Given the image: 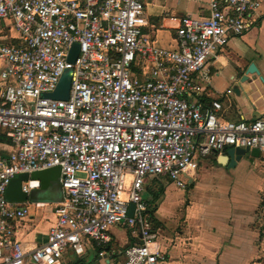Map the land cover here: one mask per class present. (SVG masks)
Returning <instances> with one entry per match:
<instances>
[{"label":"built area","instance_id":"obj_1","mask_svg":"<svg viewBox=\"0 0 264 264\" xmlns=\"http://www.w3.org/2000/svg\"><path fill=\"white\" fill-rule=\"evenodd\" d=\"M262 3L208 0L204 17L169 16L177 48L166 49L144 32L151 24L143 0H0V19L12 22L19 40L0 43V141L8 148L0 149V264H59L66 250L81 255L88 242L106 245L113 225L139 239L124 249L123 264L163 262L142 197L147 178L188 190L199 157L229 147L264 154V113L229 121L220 102L203 110L193 99L201 91L193 75L251 30ZM73 43L79 52L70 63ZM65 69L68 98L44 97ZM55 166V223L25 250L18 224L30 204L49 203L8 200L6 188L20 174ZM38 188L37 180L21 183L27 195Z\"/></svg>","mask_w":264,"mask_h":264},{"label":"crops","instance_id":"obj_2","mask_svg":"<svg viewBox=\"0 0 264 264\" xmlns=\"http://www.w3.org/2000/svg\"><path fill=\"white\" fill-rule=\"evenodd\" d=\"M143 2L151 24L144 32L166 49L177 48V24L169 16L200 18L208 13V0ZM0 43H19L8 19H0ZM250 64L258 74H248L241 82ZM3 66L0 61V71ZM193 78L201 87L193 99L203 110L218 101L225 120H250L264 113V0L251 30L232 37L210 59L205 72ZM1 142L0 149H8ZM221 155L198 156V176L188 190L162 176L145 181L142 197L151 214L156 245L165 256L158 264H264V154L257 158L247 154L234 167H228L227 160L219 163ZM48 203L30 204L27 218L17 226L16 237L25 250L44 242L55 223L53 205ZM108 234L110 241L103 247L88 242L81 255L63 253L59 264H123L124 249L139 239L121 225L111 226Z\"/></svg>","mask_w":264,"mask_h":264},{"label":"water","instance_id":"obj_3","mask_svg":"<svg viewBox=\"0 0 264 264\" xmlns=\"http://www.w3.org/2000/svg\"><path fill=\"white\" fill-rule=\"evenodd\" d=\"M79 45L73 43L67 61L73 63L78 55ZM248 74H258V70L254 64H250L247 73L241 78V82H245ZM71 83V69H65L61 75L56 88L53 92L44 95L55 100H66ZM249 154L252 157L257 158L259 152L256 149L248 148H236L229 147L218 159V162L223 164L227 160L228 167H234L241 157ZM26 180H37L39 181V188L32 190L30 194H26L21 190V183ZM5 196L11 201H48L58 202L61 199V184H60V168L58 166L51 167L44 170L34 171L30 174H20L10 181L8 184ZM133 212V204L129 205L128 215L131 216Z\"/></svg>","mask_w":264,"mask_h":264},{"label":"trees","instance_id":"obj_4","mask_svg":"<svg viewBox=\"0 0 264 264\" xmlns=\"http://www.w3.org/2000/svg\"><path fill=\"white\" fill-rule=\"evenodd\" d=\"M0 140H4V137L3 136H0Z\"/></svg>","mask_w":264,"mask_h":264},{"label":"rangeland","instance_id":"obj_5","mask_svg":"<svg viewBox=\"0 0 264 264\" xmlns=\"http://www.w3.org/2000/svg\"><path fill=\"white\" fill-rule=\"evenodd\" d=\"M67 251H69V250H66V251L64 252V254H65ZM64 254H63V255H64ZM30 263H32V262H30ZM32 264H33V263H32Z\"/></svg>","mask_w":264,"mask_h":264}]
</instances>
